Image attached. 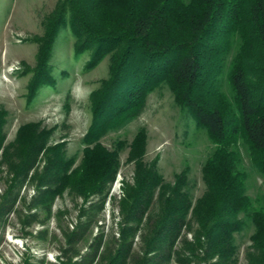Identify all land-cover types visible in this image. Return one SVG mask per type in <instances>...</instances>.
Masks as SVG:
<instances>
[{"label": "trees", "instance_id": "obj_1", "mask_svg": "<svg viewBox=\"0 0 264 264\" xmlns=\"http://www.w3.org/2000/svg\"><path fill=\"white\" fill-rule=\"evenodd\" d=\"M61 1L42 39L43 55H48L58 24L68 12L81 45L89 43L96 56L112 52L109 78L92 94L94 123L88 141L101 128L136 117L148 92L166 82L181 108L215 144L202 168L205 191L195 202L185 190L188 167L172 182L166 181L156 162L144 163L143 148H132L134 184H126L119 201V238L102 252V264H171L175 257L180 263L235 264L234 233L243 226L241 213L255 227L248 264H264V207L246 194L247 174L239 168L235 149L242 141L264 176V0ZM235 37L240 45L227 73L232 90L229 97L221 90L219 77ZM42 59L35 85L46 65V58ZM3 115L0 109V151L4 150L2 159L12 178L0 204V219L14 209L16 190L25 184L42 149L37 148L39 139L30 138L10 155L4 148ZM84 161L76 174L51 161L37 170L34 178L39 196L33 206L50 209L55 194L71 187L84 196L99 194L101 204L93 207L99 210L106 185L114 181L119 169L118 149L96 146L87 150ZM96 213L87 214L75 231L66 233L69 246L61 257L71 261L80 255L77 244L98 221ZM186 227L193 231V238L183 240L180 253L176 246ZM139 231L141 246L135 251ZM101 240L102 236L89 253L92 261Z\"/></svg>", "mask_w": 264, "mask_h": 264}, {"label": "rangeland", "instance_id": "obj_2", "mask_svg": "<svg viewBox=\"0 0 264 264\" xmlns=\"http://www.w3.org/2000/svg\"><path fill=\"white\" fill-rule=\"evenodd\" d=\"M61 2L0 0V109L4 110V148L11 155L14 148L30 138L39 139L37 148H42L25 184L16 190L18 199L14 209L0 219V264H102V252L119 238L122 221L119 201L126 184H134L136 163L131 151L137 146L143 148L144 163L156 162L157 171L166 181L172 182L176 174L188 167L185 190L193 202L206 188L202 168L214 152L215 144L207 131L197 127L190 113L181 108L166 82L148 92L145 106L136 117L114 122L110 128L92 134L96 136L92 140L86 139L94 123L92 94L109 78L112 52L96 56L89 43L81 45L82 39L73 29L68 12L58 24L48 55L44 56L46 47L42 39L48 34L50 17L58 13ZM239 45L240 39L235 37L219 77L221 90L229 97L232 90L227 73ZM41 57L46 58V65L41 81L35 85ZM100 145L110 151L118 149L120 165L114 181L106 185L99 210L93 209L101 204L99 194L84 196L71 187L55 194L50 209L33 206L39 196L34 178L37 170L51 161L75 173L83 167L87 150ZM235 149L240 156L239 168L247 174L246 194L256 205L264 207V176L252 163L242 141ZM3 151H0V204L12 178L8 163L2 159ZM66 159L70 161L64 163ZM92 212H97L98 221L77 244L80 255L71 261L61 257L63 249L69 246L66 233L75 231ZM240 218L243 226L234 233L235 264H248L255 227L246 214L241 213ZM191 225L196 229V223ZM140 234L141 231L134 240L135 251L140 250ZM100 236L101 246L92 261L89 253L97 246ZM185 238H193L189 227L183 230L177 243L180 253ZM171 264L206 263H180L175 257Z\"/></svg>", "mask_w": 264, "mask_h": 264}]
</instances>
